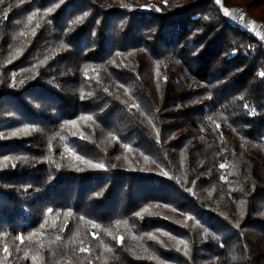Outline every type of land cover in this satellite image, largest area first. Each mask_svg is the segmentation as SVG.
<instances>
[{"label":"trees","instance_id":"1","mask_svg":"<svg viewBox=\"0 0 264 264\" xmlns=\"http://www.w3.org/2000/svg\"><path fill=\"white\" fill-rule=\"evenodd\" d=\"M221 1L0 0V264H264V0Z\"/></svg>","mask_w":264,"mask_h":264},{"label":"snow or ice","instance_id":"2","mask_svg":"<svg viewBox=\"0 0 264 264\" xmlns=\"http://www.w3.org/2000/svg\"><path fill=\"white\" fill-rule=\"evenodd\" d=\"M165 2H166V0H165ZM48 11L51 12L52 9H48ZM227 11H228V10L225 9V12H226V13H227ZM35 15H36V13H33L32 15H30V16L27 18L29 23L32 22V20L34 19ZM85 15H87V14H85ZM80 19H81V18H77V20H76L75 22H76V23H79ZM33 34H34V30H33ZM260 75H261V76H264V73H261ZM21 83H23V81H21ZM88 119H91V117H88ZM73 123H74V122H73ZM27 130H28V129H23L22 131H27ZM19 131H20V130H18L17 132H13L12 135H13V136L18 135V134H19ZM5 159H8V158L5 157ZM18 159H22V158H18ZM78 159H79V157H78ZM12 166L15 167L14 164H13ZM94 166H95V167H103V165H94ZM220 167L223 168V167H225V166H224V165H220ZM49 211H51V210H49ZM137 215H139V213H138ZM152 238H155V237H152ZM21 239H22V237H21ZM182 243H183V242H182ZM5 251H7L6 248H5ZM82 251H87V249H82Z\"/></svg>","mask_w":264,"mask_h":264},{"label":"rangeland","instance_id":"3","mask_svg":"<svg viewBox=\"0 0 264 264\" xmlns=\"http://www.w3.org/2000/svg\"><path fill=\"white\" fill-rule=\"evenodd\" d=\"M224 8L225 9H227L228 11H227V14L229 15V16H231L232 17V15L233 14H237V12L239 11V9H242L243 11L242 12H240V13H243L244 12V9L241 7V5H224ZM259 22L258 21H256V20H253V22H252V24H251V29L252 28H254V26H256L257 28H258V30H257V32H260V30H261V28H260V26L261 25H264V24H260V26H259Z\"/></svg>","mask_w":264,"mask_h":264},{"label":"built area","instance_id":"4","mask_svg":"<svg viewBox=\"0 0 264 264\" xmlns=\"http://www.w3.org/2000/svg\"><path fill=\"white\" fill-rule=\"evenodd\" d=\"M218 2L220 3V5H221V8L223 9V11L225 12V8H224V5L222 4V1L221 0H218ZM243 10L242 9H239V11L237 12V14H233L232 15V19L234 20V19H238L239 18V13L240 12H242ZM226 13V12H225ZM227 14V13H226ZM228 15V14H227ZM259 26H260V24H259ZM260 28H261V30H260V32H257V30H258V28L256 27V26H254V28H252L253 30H255L256 31V33H258L261 37H262V39L264 40V25H261L260 26ZM257 29V30H256Z\"/></svg>","mask_w":264,"mask_h":264}]
</instances>
